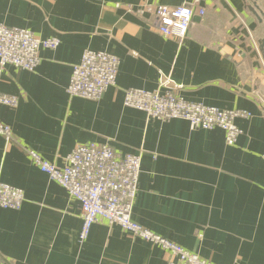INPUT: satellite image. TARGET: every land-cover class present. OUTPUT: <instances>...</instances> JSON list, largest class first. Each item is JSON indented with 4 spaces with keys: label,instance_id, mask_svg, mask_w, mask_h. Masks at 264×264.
Instances as JSON below:
<instances>
[{
    "label": "crops",
    "instance_id": "obj_1",
    "mask_svg": "<svg viewBox=\"0 0 264 264\" xmlns=\"http://www.w3.org/2000/svg\"><path fill=\"white\" fill-rule=\"evenodd\" d=\"M193 0H0V24L56 36L33 71L0 68V180L21 188L18 210L0 207V264H166L170 253L117 224L95 223L80 243V203L31 160L63 166L86 142L141 155L132 219L215 264H264V39L251 0H201L182 40L161 34L145 5ZM264 12V0H256ZM119 58L114 86L99 100L66 93L85 49ZM165 77L185 100L245 110L233 146L220 128L191 130L124 106L128 88L154 90Z\"/></svg>",
    "mask_w": 264,
    "mask_h": 264
},
{
    "label": "built area",
    "instance_id": "obj_2",
    "mask_svg": "<svg viewBox=\"0 0 264 264\" xmlns=\"http://www.w3.org/2000/svg\"><path fill=\"white\" fill-rule=\"evenodd\" d=\"M201 0L179 6L145 5L137 12L153 14L157 29L165 36L180 40L186 37L195 14L203 16ZM56 36L39 38L31 30L0 24V68L11 65L33 71L40 63L42 48L56 49ZM119 58L113 53L85 49L80 61L73 65L66 93L70 97L99 100L116 83ZM162 81L154 90L128 88L124 92V106L146 113L158 121L183 119L191 130L220 128L225 144L233 146L242 133L236 125L237 117L251 114L239 109H221L201 102L185 100ZM0 104L14 107L18 98L0 92ZM0 135L11 142V128L0 121ZM33 163L47 176L62 186L81 205L82 224L78 235L80 243L88 238L91 227L99 222L117 224L133 237L159 245L170 253L166 264H215L203 259L164 237L145 228L132 219V209L138 193L141 155L122 153L109 143L86 142L78 144L66 157L63 166L44 160L37 152L28 150ZM264 159V156H263ZM25 199L21 188L0 180V207L18 210Z\"/></svg>",
    "mask_w": 264,
    "mask_h": 264
},
{
    "label": "water",
    "instance_id": "obj_3",
    "mask_svg": "<svg viewBox=\"0 0 264 264\" xmlns=\"http://www.w3.org/2000/svg\"><path fill=\"white\" fill-rule=\"evenodd\" d=\"M249 10L253 13V15H255L257 17L259 22H262V18L260 17V15L264 16V12H263L262 8L256 3V0H251V5L249 6ZM258 43H259V50L264 55V39H261ZM165 80H166V78L163 77L162 81H165ZM168 86L174 87V85L170 81H168Z\"/></svg>",
    "mask_w": 264,
    "mask_h": 264
}]
</instances>
